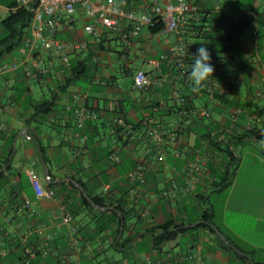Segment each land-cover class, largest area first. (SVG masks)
Listing matches in <instances>:
<instances>
[{
    "label": "crops",
    "instance_id": "obj_1",
    "mask_svg": "<svg viewBox=\"0 0 264 264\" xmlns=\"http://www.w3.org/2000/svg\"><path fill=\"white\" fill-rule=\"evenodd\" d=\"M115 1L123 9L144 12L153 3L164 7L175 0ZM238 1L192 0L201 12L222 13L238 25L250 20L238 42L242 62L238 67L226 65L228 55L218 53L219 40L184 38L194 53L201 44L207 45L212 57L213 77L196 92L191 85L182 84L173 62L162 61L158 68L151 63L170 54L178 43L174 34L159 36L143 29L125 50L116 34L89 19L82 8L71 19L60 17L56 37L86 44L85 50L67 51L70 67L79 61L83 70L72 74L58 58L40 52L17 70L0 75V163L11 150L7 163L0 168L5 172L0 188V250L4 249L5 255L0 254V264H24L28 256L29 264H236L229 261L208 230L195 229L203 224L204 208L212 213L207 223L244 255L240 256L253 264H264V141L250 139L237 144L239 159L224 188L218 186L222 173L213 174L208 169L209 163L216 165L223 156L212 146L204 148L211 132L231 126L230 114L235 109L241 114L231 132L244 133L247 123L249 131L264 139V6L242 0L246 6L236 8ZM15 2L0 0V6ZM254 21L257 36L252 35ZM195 24L200 25L198 21ZM85 25L95 28L97 38L84 32ZM23 59L17 48L5 57L3 65ZM34 61L44 71L38 82L25 76ZM190 64L188 59L189 69ZM138 70L153 81L141 92L132 88V76ZM65 77L70 83L59 88L55 81ZM213 86L214 100L209 98ZM178 90L188 100L184 108L175 96ZM53 95V111L43 118L35 117L32 105ZM75 96H80L96 115L80 132L72 113ZM200 110H208L209 116L199 115ZM117 117L132 126L151 120L164 133L165 144H150L142 127L130 138L117 134L112 128ZM172 132L176 134L174 141L169 139ZM246 144L252 146L242 151ZM112 153L120 158L117 165L109 161ZM138 158L146 165L144 183L128 178ZM30 172L51 196L36 198ZM73 182L91 200H125L134 216L124 222L126 229L118 241V226L108 215L111 211L87 210ZM173 185L177 187L174 196L170 194ZM163 192L169 195L163 197ZM24 205L29 209H22ZM65 216L71 221L65 223ZM167 223L183 225L181 229L188 231L175 240L165 239L164 247H153V236L144 231ZM101 225L107 226L106 230L99 231ZM160 233L154 230L155 236Z\"/></svg>",
    "mask_w": 264,
    "mask_h": 264
},
{
    "label": "built area",
    "instance_id": "obj_2",
    "mask_svg": "<svg viewBox=\"0 0 264 264\" xmlns=\"http://www.w3.org/2000/svg\"><path fill=\"white\" fill-rule=\"evenodd\" d=\"M30 7H32V19L29 26L30 38L19 47L24 59L10 65H2L0 67V75L17 70L19 66L26 63L29 59H32L34 53L40 52H47L55 56L59 59L62 66L69 68L70 63L67 57V51L85 50L86 44L82 42H64L57 39L56 36L61 27L60 17L64 15L71 19L76 14L77 9L82 8L89 19L100 24L110 33L116 34L118 38L124 42L126 46L125 50L129 49L133 38L137 37L143 29L150 30L157 25H162V29L157 35L165 36L167 34H174L178 39V43L170 50L168 56L163 55L160 59L152 61L151 63L155 68H158L162 61L173 62L182 80V84L184 86L191 85L187 78V73L190 71L188 67V56L195 55V53L192 47L184 42V38L188 32L189 21L193 20L200 12L198 6L194 4L192 0H175L164 7H161L157 3H153L149 6L147 11L144 12L123 9L115 0H102L99 4H95L91 0H16V8L28 9ZM9 11V8L0 6V22L8 15ZM84 32L94 38L98 36L97 31L92 25H85ZM257 34L256 21H254L252 35L257 36ZM179 46L184 47L186 55L183 57L178 56L175 52V49ZM219 61L218 59L215 63L218 64ZM43 72V70L38 68L36 61H34L31 64V68H27L25 71V76L35 80L39 76H42ZM152 83V79L143 71L138 70L132 76V88L135 91H145ZM262 90L264 93V87ZM221 94L222 92L218 93V95ZM214 95L215 86L210 89L209 98L214 100ZM175 96L181 104H184L186 101L185 95L180 90L176 91ZM73 103L76 104V107L73 109L72 113L75 119L76 129L80 132L83 131L88 121H94L96 119V115L85 106V102L80 96H75L73 98ZM240 114L241 110L235 109L232 114H230L231 126L211 132L208 136L207 145L204 148L206 149L209 146L214 147L215 144L223 142L231 134L233 125L236 124ZM199 115L209 116V112L208 110H200ZM152 124L153 122L151 120H146L144 122V134L150 144L156 147H162L165 144V135L158 126ZM113 127L117 131L120 130L119 134L127 138L132 137L135 133L133 126L126 123L122 117H117L113 120ZM244 128L246 131L251 129L247 123ZM175 137L176 134L174 132L169 134V139L171 141H174ZM109 161L117 165L120 162V158L118 155L112 153L109 156ZM145 171L146 165L143 158H138L135 166L129 172L128 178L130 181L144 183ZM188 176H192L191 171L188 172ZM30 179L31 186L37 199L51 196L50 193L44 191L40 181L33 176L32 172H30ZM186 191H189V189L186 188ZM176 192L177 187L173 185L170 194L174 196ZM168 195L169 193L167 192L162 193L163 197ZM25 208L29 209V205H24L22 207V209ZM63 221L65 223L70 222L71 217L65 216ZM0 254L4 256L5 250L1 249ZM29 263L30 256L25 257L24 264Z\"/></svg>",
    "mask_w": 264,
    "mask_h": 264
},
{
    "label": "trees",
    "instance_id": "obj_3",
    "mask_svg": "<svg viewBox=\"0 0 264 264\" xmlns=\"http://www.w3.org/2000/svg\"><path fill=\"white\" fill-rule=\"evenodd\" d=\"M245 2L242 0L238 1L236 3V8H244ZM7 8L10 9L8 15L0 22V25L3 27V29L7 32V37L0 42V67L5 63V57L8 55L13 54L17 48H19L21 45H23L29 38H30V31L29 26L32 19V7L26 9V8H16V2L9 5ZM197 19V20H195ZM200 23V25H196L194 23ZM250 23V20L247 22L238 25L234 23L230 17H227L223 15L222 13H204L199 12L193 20L189 21L188 25V32L185 37L190 38H203L204 40H219L220 42V50L218 53L226 54L228 55L227 60L225 61L226 65L228 66H237L239 64H242L239 57V40L240 36L242 35V32L244 29L248 27ZM210 24H213L214 26H210ZM162 29V25H157L153 28H151L149 31L151 34L155 35ZM84 64L82 62H75L71 63V73L76 74L78 71L83 70ZM41 76H39L36 80L38 82L40 80ZM70 83V78L65 77L61 81H55V84L58 85L59 88H66L68 84ZM187 86V85H185ZM190 89V88H189ZM188 89V91H189ZM186 101L184 104H182V107L184 108L185 105H187V98L185 97ZM56 104V95H53L49 97L46 100H43L42 102H37L35 105H32L33 114L34 116H38L40 118H43L45 116H48L54 109ZM182 109V108H181ZM262 114L264 116V110L262 111ZM143 128V125L140 123L138 126H133L134 130L138 128ZM114 129V127H112ZM117 134H119L120 130H116ZM209 136V135H208ZM127 138V137H126ZM254 139L257 142L264 141L263 138H260L257 136V133L255 131H245L241 134H234L231 132V134L221 143L215 144L214 148L217 150V154H222V159H219L220 161L216 163V165H212V163H209L208 169L215 173H222L223 178L221 181L218 182V186H221L222 188L226 187L229 183L228 177L232 174V167L235 166L237 163L239 156L236 152V146L239 143H243L247 140ZM121 140V138H119ZM213 147V146H212ZM11 154V150L8 151L6 158L1 161L0 168L7 163L8 157ZM9 170V167L6 169V171ZM5 177V172H3L0 176V188L3 184V179ZM76 182L82 185L80 180L76 178H72ZM74 190H76L73 186H71ZM80 196L81 203L83 206L89 210H94L91 208L89 203L86 201V199L82 196ZM92 201L99 206L102 207H112L115 210H117L123 217L124 222L129 221L133 218V214L130 209L127 207V203L125 200L121 199L119 201L115 202H107L106 197H93ZM202 205V203H201ZM204 207V205H202ZM105 215V214H100ZM108 215L110 216V220L112 222H115L117 227V230L115 232V235H118V228L120 226L121 220L116 216L115 213L109 212ZM202 220L204 222H211L212 213L209 209L204 208V211L202 213ZM183 225H173L172 223L164 224L163 226L154 229L160 231V235L155 236L154 230H145L144 232H148L153 236V247H157L163 244L164 240L167 239L168 241L175 240L177 235L185 233L188 231V229H181ZM107 226L101 225L99 227V231L106 230ZM198 228H205L208 230L210 235H212L217 243L225 250V252L229 256V261L236 263V264H249L247 259L243 256L238 255L235 251H233L230 247L224 245L214 234V231L212 230L211 226L209 224H200L195 227V229ZM126 229V224H124V230ZM174 230L173 232H171ZM171 232V233H170ZM135 235L131 236L126 243H130ZM119 243L117 244V246ZM161 250H159L160 252Z\"/></svg>",
    "mask_w": 264,
    "mask_h": 264
},
{
    "label": "clouds",
    "instance_id": "obj_4",
    "mask_svg": "<svg viewBox=\"0 0 264 264\" xmlns=\"http://www.w3.org/2000/svg\"><path fill=\"white\" fill-rule=\"evenodd\" d=\"M175 52L178 56H185V50L183 46L177 47ZM188 55V53H187ZM191 60L190 71L187 73V78L191 83L193 92L200 90L203 83L211 76L213 77L214 66L211 63V53L207 45L201 44L197 49L195 55L188 56Z\"/></svg>",
    "mask_w": 264,
    "mask_h": 264
},
{
    "label": "water",
    "instance_id": "obj_5",
    "mask_svg": "<svg viewBox=\"0 0 264 264\" xmlns=\"http://www.w3.org/2000/svg\"><path fill=\"white\" fill-rule=\"evenodd\" d=\"M39 155H40V159L42 160V157H41V153L39 151ZM11 160V159H10ZM10 163V162H9ZM8 163V165H9ZM4 170V167L0 170V175L1 173L3 172ZM44 174L45 176L49 179V173L47 170L44 171ZM73 184L78 188V190L81 192L82 196L86 199V201L90 204V206L93 208V209H96V210H99V211H111L113 213H115L117 215V217L121 220V223H120V228H119V233H118V238H117V241L119 240V238L121 237L122 235V232H123V229H124V219L122 217V215L117 211L115 210L114 208H103L101 206H98L96 205L90 198L89 196L85 193V191L83 190V188L76 184L75 182H73ZM203 224H208L207 222H204L202 221ZM211 228L213 229L214 233L216 234V236L221 240V242L223 244H225L226 246H229L230 248H232L238 255H243L235 246H233L232 244L229 243V241H227V239L219 232V230L214 227V226H211ZM166 240L164 241V243L162 244V247H164L166 245ZM244 256V255H243ZM247 261L250 263V264H253V262L251 261V259L249 258H246Z\"/></svg>",
    "mask_w": 264,
    "mask_h": 264
},
{
    "label": "rangeland",
    "instance_id": "obj_6",
    "mask_svg": "<svg viewBox=\"0 0 264 264\" xmlns=\"http://www.w3.org/2000/svg\"><path fill=\"white\" fill-rule=\"evenodd\" d=\"M248 4L249 3H254L256 6H259V5H263L264 6V0H245ZM7 37V32L3 29V27L0 25V42L2 40H4L5 38ZM87 84V83H86ZM36 92V90H35ZM19 93V92H18ZM16 93V95L18 94ZM252 145L251 144H246L244 146H242V151H245V150H248L250 149ZM240 148H237V150H241ZM233 172H235V167L233 168L232 170V174ZM260 174L262 175V173L260 172ZM241 175H244L243 173H241ZM239 176V175H238Z\"/></svg>",
    "mask_w": 264,
    "mask_h": 264
}]
</instances>
